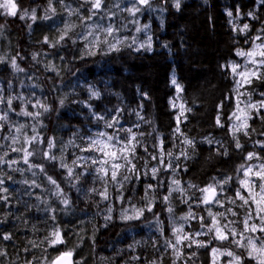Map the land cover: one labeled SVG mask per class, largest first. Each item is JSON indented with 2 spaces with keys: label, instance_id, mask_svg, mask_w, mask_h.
Returning a JSON list of instances; mask_svg holds the SVG:
<instances>
[{
  "label": "trees",
  "instance_id": "1",
  "mask_svg": "<svg viewBox=\"0 0 264 264\" xmlns=\"http://www.w3.org/2000/svg\"><path fill=\"white\" fill-rule=\"evenodd\" d=\"M104 1L108 3L102 23H112L128 36L121 28L122 19L114 24L120 2ZM14 2L16 16L0 9V46L6 51L0 49V117H6L0 119V264H51L68 251L74 264H209L215 247L242 258L240 246L233 241L246 232L244 221L254 212L234 196V189L256 153L264 164V150L256 145L264 133V108L250 109L245 129H231L237 91L227 64L236 58L237 49L250 46L254 35L264 39V3L180 0L177 9L176 1L150 0L142 19L149 36L141 47L124 41L116 51L99 39L87 44L74 37L72 29L58 44L52 43L56 19L44 15L50 0H28L26 6L22 0ZM53 4L56 17L72 14L69 4L61 0ZM25 11H34L36 18L28 14L20 19ZM249 13L255 18H244ZM67 23L72 25L70 19ZM246 23V32L233 31V24L239 29ZM126 24L134 29L132 21ZM13 61L21 69H15ZM262 76L264 66L251 83L241 86L245 98L264 95ZM172 77L181 88L183 115L172 102L177 93ZM25 104L39 107L41 125L37 123L35 139L26 144L32 155L22 163L16 149L22 141L18 132L27 121ZM106 122L114 127L107 128ZM99 132L115 134L121 139L120 147L135 134L128 145L135 146L134 155L128 154L131 164L117 161L124 167L116 181L110 164L105 165L107 175L97 172L101 165L93 163L98 156L95 150L82 151ZM237 142L241 147H236ZM45 152L56 159L46 158ZM249 153L254 154L252 159ZM27 165L35 168L39 178L22 171ZM68 168L73 170L71 176ZM220 177L221 184L216 183ZM174 180L180 190L168 197ZM213 183L225 187L216 209L217 220L229 236L224 241L215 239L214 230L209 233L210 204L202 202L201 189ZM54 188L62 195H54ZM184 207L191 209L195 219L184 225L183 235L189 239L181 242L177 253L176 234L156 226L170 219V208L179 214ZM125 208L137 210L136 217L123 221L120 213ZM57 229L64 242L51 247V234ZM6 235L10 239H4ZM194 241L207 246L198 247ZM242 264H247L245 259Z\"/></svg>",
  "mask_w": 264,
  "mask_h": 264
},
{
  "label": "rangeland",
  "instance_id": "2",
  "mask_svg": "<svg viewBox=\"0 0 264 264\" xmlns=\"http://www.w3.org/2000/svg\"><path fill=\"white\" fill-rule=\"evenodd\" d=\"M112 1H116V0H112ZM149 1L150 0H148V2ZM172 1H176V0H172ZM93 2H94V0H67L66 2H65V0H61V3L63 5L66 6V4H69V6H70L69 8L72 11V14L70 16H67V14H66V16H64V14H63L61 16V18H58L55 16V8H54L53 0H50V2L48 3L47 9L44 10L45 12L44 11L43 12H44V15H46L48 18H54L55 17V19H56L52 25V30H53L52 36H51V38L53 37L52 43L58 44L61 40V36L63 35L65 37V33L67 35V33L72 29V30H74V32H73L74 37H77L79 40H84L87 44L94 45L95 41L99 39V40L103 41L106 44V46H110L112 44H115L117 47L118 45H120L124 41H127L129 44H132L134 46H138V47L142 46L143 41L149 36V32L147 31L146 27L142 25L143 9L146 7L147 4H141L139 2V0H118V3L120 2V5H121V10L118 11V8H116L118 11L119 17L117 18V20L115 21L114 24H119L123 20L122 24H121V28H122V30L126 29L127 33H128V36H124V35L120 34V30L117 29L114 25H112V23H102L101 14L104 13V6L108 2L101 0V7L99 9L92 8ZM0 3H3V0H0ZM27 4H28V0H22L23 6H26ZM86 4L89 6L87 9H84V5H86ZM133 8H138L139 11L130 12L129 9H133ZM25 12H27V15L28 14H34L35 15L34 11H25ZM120 15L122 16V18ZM249 17L250 16H246L244 18L249 19ZM57 19H58V22H57ZM69 19H70V23H72V25H70V26L67 23V20H69ZM126 20L132 21V23L134 24L133 30L129 28L130 25L127 26ZM108 27H111L113 29L111 34H109L105 31ZM101 29H103V32H101ZM0 36H1V34H0ZM257 36H259V35L253 36V39H252L250 46L246 50H243L244 52L253 51V42L256 45H260V44L264 43V39L263 40L256 39ZM117 41H119V43H117ZM0 49L3 50V53L6 52L2 46H0ZM255 51L257 53H259L260 51H264V49L256 48ZM253 59H255L257 62H259L261 59H264V57H261L259 55H256L254 57H247V56L241 57V56H238L236 54V58L227 64V68L233 74V72L231 70V65L233 63H236V64L241 66L237 69V73L242 72V71H246L248 73H251L253 71L258 72L259 68L261 66H264V65H260L259 63H257V64L251 63L250 61ZM16 67H18V69H21V65L17 66V62H15L14 68L16 69ZM233 76L236 78L235 89H236L237 93L235 92V94L233 96L235 106H234L233 112L231 114L230 125H231L232 130H236L239 128L245 129L246 127H243L242 125L245 122V120H246V125H247L249 117L251 116L250 109L253 108V107H249V105H256V107L253 108L256 110H259L261 108L263 109L264 108V95H260L259 98H257V99H255V98L251 99L249 97L245 98V96H247L246 90L241 87L243 84H245L244 78L239 76V75H234V74H233ZM252 77H254V76L250 75L249 79H251ZM173 79H174V77H172V80ZM237 81H239L240 83L237 84ZM172 102H173L175 107L180 106L179 109H181L182 103L180 102L179 92H177L175 94V97H174ZM23 109H24L23 112L26 111L28 113L33 114V115H24L23 114L27 121H26L25 125L22 126L21 130L18 132V136L22 141L18 140V144H17L18 147L16 150H17L18 155L20 156L21 162L26 163L24 150L27 148L26 144L28 142L30 143V141L32 140L34 135L39 131L38 130L39 126H37V123H39V125H41V119H40L41 115L39 113V107L35 106L34 104H31V107H28L25 104ZM241 110H243V111H241ZM37 113H38V115H36ZM234 113H235V115H233ZM245 114H246V116H245ZM236 116H240L241 119L237 120ZM29 139H30V141H29ZM256 145L263 148V150H264V133L262 134V136L260 137V139ZM256 157L260 158L259 153H256ZM256 157H255L256 160L252 161L250 164H247L245 166V168L242 169L243 174H242V177L240 178V180L249 179L250 182H253L256 184L259 183L256 176L250 174L249 177H245V175H244V171L246 169H248L249 167H251L253 169V172H255V171L260 170L261 165H264L263 162L258 161ZM160 163L164 166L163 160H161ZM22 171H24L27 174L30 173V175L32 177H34L35 179L39 178V176L35 172V168L31 165H27V169H25V170L22 169ZM216 179H215L216 183L221 184L223 178L220 177V178H216ZM240 180L239 179L237 180V186L234 189V196H236L237 189H240V183H239ZM213 186H214V183H213ZM215 189H216V193H217L215 199H218L221 202L220 196L223 194V192H225V187L222 188V186H220V187H215ZM179 190H180L179 185L174 184L173 181H171V188H169V190H168V197H171L174 193L178 192ZM254 191L258 192L259 189L255 188ZM51 192L57 196L62 195L61 193H58L57 189H55V188L52 189ZM241 192L244 196H246V197L249 196V192L247 190L241 189ZM256 199L258 200L259 196H257ZM184 203H186V204H184ZM181 204L187 205V202L182 201ZM249 204H250L252 211L254 212V216L250 220H248L249 229L243 233L244 239H241V237L239 238V241H240L239 246H240V252L242 253V259H245L247 264H256L255 260H249V258H248V251L250 249L245 248L241 245L247 244V238H249V237H251L255 240L256 238L264 235V233H261L259 231L260 227H264V223H262V217H264V213L256 211L257 206L255 203H253L251 201V199L249 200ZM218 205H219V203H215V202L210 203V205L207 206L208 212L210 210L212 212V214L216 216V209L218 208ZM261 207H264V204H262ZM183 209H185L184 212H181L179 214H175V211H173V209H172L171 211H169L170 212V219L165 224H164V222H162V224H157V226H156L157 229H159V230H162L163 227H167V228H169V230L171 232L176 234V236L174 237V244L176 245L175 249H176L177 253H180L179 246L181 245V243L176 244V237L178 235L183 237L184 236L183 235L184 225L186 224V222L188 220L195 219V216L193 215V212L191 211V209H189L188 207H184ZM189 212L192 213V216H190V217L188 215ZM136 215H137V210H135L133 208L122 209V211L120 213V216L122 217L123 221H129L130 219L135 218ZM124 217H129V218L125 219ZM216 218H217V216H216ZM210 220L212 221L211 217H210ZM253 224H255L257 226V231H255V232H252L251 228H250V226ZM172 225H173V227H172ZM152 226H154V225H152ZM217 226L223 228L221 226L220 222ZM244 227H245V224H244ZM174 229H177L179 231L174 232ZM213 230H214V234H215V228H213ZM182 241L183 240H181V242ZM215 248L218 251L215 254L212 252V250L210 251V253H209V264H230V262H231V264H235L233 257H230L226 254L227 252H229L228 249H223L222 247H215ZM234 255L237 256L236 254H234Z\"/></svg>",
  "mask_w": 264,
  "mask_h": 264
},
{
  "label": "snow or ice",
  "instance_id": "3",
  "mask_svg": "<svg viewBox=\"0 0 264 264\" xmlns=\"http://www.w3.org/2000/svg\"><path fill=\"white\" fill-rule=\"evenodd\" d=\"M139 2L141 4H148V0H139ZM261 3H264V0H261ZM101 7V0H94V2L92 3V8L94 9H99ZM175 7L177 9H179L180 7V0H176L175 2ZM0 8L4 9V14L9 15V16H16L18 14V5L16 2H14V0H3V3H0ZM130 12H134V11H139L138 8H133V9H129ZM227 15L229 17H232L233 13L231 11H229L227 13ZM240 15L239 10H237V17ZM25 16H27V12H24L22 14H20V19H24ZM249 16H253L252 13H249ZM36 17L33 14L32 19L34 20ZM253 18H255L253 16ZM230 23H232V21H230ZM249 29V25L248 24H244L242 28L237 29V27L235 26V24H233V31H239L241 33L246 32ZM139 30V29H138ZM107 33L111 34L113 29L111 27H108L105 30ZM264 31V30H262ZM66 35V33H65ZM64 36H61V39H63ZM256 39H261L260 36H257ZM45 42H47V38L45 39ZM117 43H119V41H117ZM150 48V45H149ZM256 48H260V49H264V43L260 44V45H256L253 42V51H248V52H244L240 49H237V55L241 56V57H254L256 55H259L261 57H264V51H260L259 53H257L255 51ZM110 50H116L118 51L119 49L116 47L115 44L110 45ZM253 64H257L259 63L260 65H264V59H261L259 62H257L255 59L250 61ZM13 65L15 66V62L13 61ZM241 67L240 65L233 63L231 65V70L233 72L234 75H239L241 77L244 78V82L245 83H251V79H249V76H257V72L253 71L251 73H248L246 71H242L237 73V69ZM260 78H264V76L260 77ZM172 83L174 85H176L177 87V92H179L181 90L180 86L176 84L175 79H173ZM240 82L237 81V84H239ZM92 96H98V93L96 92H92ZM12 101L11 99L8 101V104L11 105ZM63 103V102H61ZM249 107H256V105H249ZM181 115H183V105H181ZM23 111V110H22ZM45 111H47V108H45ZM243 111V110H241ZM24 115H33L31 113L28 112H23ZM38 115V113L36 114ZM235 115V113L233 114ZM246 116V114H245ZM0 119H6V117H0ZM98 119H102V117H98ZM179 120V117L177 118ZM237 120H240L241 117L240 116H236ZM113 120L115 122L118 123L117 118H113ZM219 117H217V123L219 124ZM105 126L107 128H112L114 127L113 123H105ZM222 126V125H221ZM243 127H246V120L242 125ZM238 130V129H236ZM129 133H131V129L127 130ZM177 132L180 131L179 127H177L176 129ZM97 138L95 139H91L90 140V144L89 147L86 149H82V151H90V150H95L98 153V156L96 158L93 159V163H99L101 166L99 168H97V172H102L105 175L108 174L109 169L107 167H105V165H109L111 166V177L113 181H116L117 179V175H118V171L119 169H121L122 167H124L123 164L117 162L121 159H123L124 161H126L128 164H131V160L129 159V153L134 155V148L135 146L133 145L132 148H129L128 145L132 144V141L135 139V134H132L131 138L126 141L124 143V145L122 147H120L119 145L121 144V139L119 137H117L115 134L113 135H108L106 132H99L96 134ZM103 137H106V139H102ZM35 139V138H33ZM185 143L191 145L192 141L185 139ZM48 145H49V149H51V147H53V143L51 140L48 141ZM236 147L239 148L241 147V145L239 144V142H237ZM25 151V162H27V157L31 156L32 153L27 151L26 149ZM163 155V152L161 153ZM45 157L51 160H55L56 157L55 156H51L49 155L48 152L44 153ZM169 155H171V153H169ZM253 153H249V159H251L253 157ZM0 162H2V158H0ZM76 161H73V164H75ZM61 167H67L66 165H64L63 163L61 164ZM241 168H243V165L241 166ZM43 170V169H42ZM130 172L134 171V166L133 168L128 169ZM153 173V178H155V174L157 172L156 168H153L152 170ZM68 174L69 176H71L73 174V170L72 168H68ZM254 175L257 177V180L259 181L258 184L250 182L249 179H242L240 180V189H237L236 191V197L240 200H242L244 202L245 205L249 204V200L251 199V201L253 203L256 204L257 208L256 211L257 212H261L264 213V207H261L262 204H264V165H261V168L259 171H255L253 172V169L251 167H249L248 169H246L244 171V175L245 177H249V175ZM129 177H125V179H128ZM49 180L52 183H55V180H52L51 177H49ZM174 184H179V181L174 180L173 181ZM225 183H227V181H225ZM150 187V186H149ZM255 188H258L259 191L256 192L254 191ZM241 189H245L249 192V196L246 197L242 194ZM201 191L203 193H205V195L203 196V200L202 202L205 204H210V203H220V201L218 199H215L217 193H216V189L213 185H209L207 188L205 189H201ZM259 196V199L257 200L256 197ZM106 198V196H105ZM165 200L168 199V197L164 198ZM233 203H235V201H232ZM65 204L68 203L67 200L64 201ZM169 211H171V209H169ZM231 211V210H229ZM140 213L138 212V215ZM189 217L192 216V213L189 212ZM219 215L223 216V213H220ZM233 215H235V213H233ZM209 216L212 219V226H209L208 231L209 233H211L213 231V228H215V239L219 240V241H224V240H228L229 236L227 234H225V231L223 230V228L217 226L219 224V221L217 220L216 216L212 214V212L209 210ZM125 219H128L129 217H124ZM203 219V218H202ZM251 219V214H249V216L245 219L244 224H245V230L249 229V224H248V220ZM262 223H264V217H262ZM201 227H204V224L202 223ZM251 231L255 232L257 231V226L255 224L250 226ZM179 231L177 229H174V232ZM259 231L261 233H264V227H260ZM232 236H235L237 233L236 231L233 229L232 230ZM52 239L49 241V245L51 247H54L57 244H61L63 243V238L61 236L60 231L57 229L56 231H54L52 234ZM4 239H10L9 236H5ZM189 237L188 236H177L176 237V244H180L181 240H188ZM241 239H244L243 234H241ZM195 243H197L198 247H206L207 245L204 244L203 242H199V241H194ZM234 243L240 245V241L239 240H234ZM245 248L250 249L248 251V258L249 260H255L256 264H264V235L256 238L255 240L251 237L247 238V244L245 245H241ZM173 247H175L173 245ZM218 250L216 248L212 249V252L215 254ZM2 254V253H0ZM228 256L233 257V260L235 261V264H242V258L240 256H235L232 252H227L226 253ZM72 256V252L68 251V252H62L59 256H57L55 258V260L53 261V264H70V257ZM231 264V262H230Z\"/></svg>",
  "mask_w": 264,
  "mask_h": 264
},
{
  "label": "water",
  "instance_id": "4",
  "mask_svg": "<svg viewBox=\"0 0 264 264\" xmlns=\"http://www.w3.org/2000/svg\"><path fill=\"white\" fill-rule=\"evenodd\" d=\"M58 256H59V255H58ZM54 260H55V259H54ZM54 260H53V261H54ZM52 264H53V262H52ZM70 264H74L73 256L70 257Z\"/></svg>",
  "mask_w": 264,
  "mask_h": 264
},
{
  "label": "bare ground",
  "instance_id": "5",
  "mask_svg": "<svg viewBox=\"0 0 264 264\" xmlns=\"http://www.w3.org/2000/svg\"><path fill=\"white\" fill-rule=\"evenodd\" d=\"M93 64V63H92ZM227 200V199H226Z\"/></svg>",
  "mask_w": 264,
  "mask_h": 264
}]
</instances>
